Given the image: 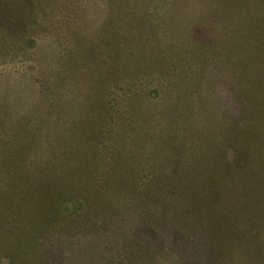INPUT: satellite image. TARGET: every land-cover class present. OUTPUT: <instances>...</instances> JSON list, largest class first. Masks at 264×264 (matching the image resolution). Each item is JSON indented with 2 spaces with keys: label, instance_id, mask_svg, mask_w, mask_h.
I'll use <instances>...</instances> for the list:
<instances>
[{
  "label": "rangeland",
  "instance_id": "obj_1",
  "mask_svg": "<svg viewBox=\"0 0 264 264\" xmlns=\"http://www.w3.org/2000/svg\"><path fill=\"white\" fill-rule=\"evenodd\" d=\"M112 103L131 125L122 139L104 118ZM249 127L245 160L235 140ZM84 152L107 175L121 167L115 183ZM48 159L63 169L36 166ZM168 168L174 184L153 186ZM15 178L55 179L75 206L18 229L5 220L24 211ZM0 264H264V0H0Z\"/></svg>",
  "mask_w": 264,
  "mask_h": 264
},
{
  "label": "trees",
  "instance_id": "obj_2",
  "mask_svg": "<svg viewBox=\"0 0 264 264\" xmlns=\"http://www.w3.org/2000/svg\"><path fill=\"white\" fill-rule=\"evenodd\" d=\"M180 88H175L173 89V92H169L166 93V97H167V101H166V113H169L172 109V105L171 103H174L173 100V94H175V96L177 97L176 102H180L182 103L183 101H185L182 97V89L183 86H178ZM107 91L108 89L105 87V89H100V93L98 92V90H95L93 92L94 95H98L97 98L101 100H104L105 97L107 96ZM140 91L136 90V92L134 94H132V96H130V99H133V96H139ZM98 99H95L93 101V105L95 107H97L96 110H100V115L103 114L102 110L103 107L105 106V102H99ZM175 102V103H176ZM254 103L255 105L258 104L259 99L257 98V100H255ZM111 103V102H110ZM128 107H132L134 108L133 111L135 114L137 115H143L144 113L146 114V112H144L143 114L141 113V106H136V103H129L128 101L126 102ZM93 105H90L89 109L93 110L94 107ZM115 105L112 103V105H110V107L112 108V112L109 113V111L104 112V118H106L108 120V124L109 126L114 125L116 126V130L112 131L113 133H115L118 137L125 138V133H126V129L130 128L131 125H129L124 119L123 117L120 115L121 110L119 108L114 107ZM86 108V107H85ZM101 108V109H100ZM175 110V108H174ZM242 110L240 109V112ZM85 117H86V113H85ZM164 122L169 124L170 126V120L169 117L168 118H164ZM115 123H117V125H115ZM74 126H73V125ZM82 123L81 121H74L71 122V124L69 125V129H73V128H77L78 126H80ZM137 126V122L135 121L134 123ZM253 126V125H252ZM251 126V127H252ZM103 128V127H100ZM136 128V127H135ZM138 128V127H137ZM170 128V127H169ZM69 131V130H68ZM67 131V132H68ZM106 133L105 130L100 129L99 133H92L95 137V140H97L98 143L101 142V140L98 141V136L104 135ZM124 133V134H123ZM252 135V130L249 128H247L243 134L237 139L235 140L237 147L239 148L241 154L244 156L243 158L248 159V152L246 150V148L249 149V146L252 145V140H251V136ZM245 136V137H244ZM257 136V135H256ZM169 137V135H167V138ZM243 137V138H242ZM61 139H66L67 136L64 137H60ZM163 136L160 137L159 139H157L158 141L162 140ZM171 138H168L165 142H173ZM175 143V142H174ZM100 145V144H98ZM79 148V147H78ZM72 149H75V146H72ZM80 149V148H79ZM92 151V149H91ZM179 150H176V159L181 160L183 159V155L179 154L178 152ZM116 150L113 151V155H116V157H113V160L116 163H121L120 158L122 156L121 152L123 151H118L117 153H115ZM86 152H84L85 154ZM91 153V152H90ZM90 153H86L85 155H87L89 158H91L92 161H90L89 163H91V167L87 170L89 171L91 169V173L94 175L96 173L102 174V176H104V178L107 177H111L112 174V179L109 180V183H115V178L116 175L118 173L121 174V170L122 168L119 167H114L111 166L110 169L113 171L112 173H108V175L106 173L103 172V170H106V167L104 165V169L101 170V166L96 162L95 158H93V156ZM98 153V152H97ZM99 154V153H98ZM94 155V152H93ZM257 156V155H256ZM106 157V156H105ZM103 156H100V158L102 160H100L99 163H105V161L103 159H108L107 157L105 158ZM132 161H137V157L136 155H134L133 157H131ZM107 163V162H106ZM41 165L42 168L44 169V171L46 172H55L58 169L59 165H56V163H53L51 161V159H48L46 163H40L37 164L36 166ZM140 163H136V167H139ZM200 164H197L196 166H194L193 168H190L191 173H186L185 175L188 176L187 178V187L192 188L191 185V181L193 180V178H196L198 176H203L204 174V168L200 167ZM60 167V166H59ZM123 169H125L126 171H128L131 167L128 164L122 165ZM60 169H63V167H60ZM138 169V168H135ZM183 172V171H182ZM150 173H148L149 175ZM215 177V176H212ZM16 179V178H15ZM90 179H92V177H90ZM153 180L155 182H153V186H155L156 188L159 187V185L163 184L165 180H171V184H174L172 182V173L170 168H168L166 171L161 172L159 170V173L155 176V178H153ZM16 181V182H15ZM11 182L9 185L10 187V191L16 190V192H19L21 195H23V198L21 199L23 201V208L24 211L23 212H19L16 211L15 209H13L14 214H12L9 217H6V222H9L12 224V221L18 222V229H23V231L26 230H30V231H35V232H39L40 230H43L44 227L47 226V224L50 221L56 220L59 218V216L64 215L63 213L67 214L68 212L71 211V208H74V203H75V195H73L72 197L69 195H65L64 193V186H60L58 184H56V180L52 179L51 181H48V183H44L45 186L43 185H38L36 182H34L33 180H28V181H20L18 182L17 179ZM194 181V180H193ZM45 182V181H44ZM47 182V181H46ZM184 183V182H183ZM189 184V185H188ZM71 186H74L73 184H70ZM217 182L213 181L212 179H209L208 182V191L211 192L212 190L214 191L216 188ZM48 186V187H47ZM38 187V189H37ZM61 187V188H58ZM8 190L6 189V192ZM208 191L204 192V195L206 193H208ZM14 197V195H12ZM199 199L203 200V193L200 192L199 195ZM206 212L207 215L209 217H214L215 219L217 217H219V215L217 214L216 211H214V207H212V204L210 202H208L207 204H203L202 207V212ZM211 217V218H212ZM16 223V222H15ZM15 228V226H14ZM17 229V228H16ZM21 232V231H20ZM212 233H214V230L212 229ZM214 236L216 238V240L219 241V235H217V233H214L212 235V239L210 240H214ZM15 241L17 243H13L11 246L14 247L12 249V254H11V258L16 259V261H20L21 259V249L22 247H20L21 245L23 246L26 245L25 243H27L26 241L23 242V240L20 237H17V235H15ZM20 247V248H18Z\"/></svg>",
  "mask_w": 264,
  "mask_h": 264
},
{
  "label": "bare ground",
  "instance_id": "obj_3",
  "mask_svg": "<svg viewBox=\"0 0 264 264\" xmlns=\"http://www.w3.org/2000/svg\"><path fill=\"white\" fill-rule=\"evenodd\" d=\"M251 186V185H250Z\"/></svg>",
  "mask_w": 264,
  "mask_h": 264
}]
</instances>
